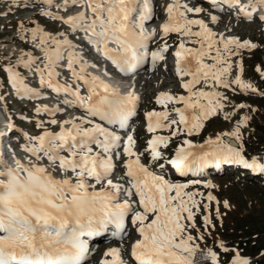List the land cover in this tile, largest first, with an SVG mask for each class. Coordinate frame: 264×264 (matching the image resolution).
<instances>
[{"label": "snow or ice", "instance_id": "6c2138e0", "mask_svg": "<svg viewBox=\"0 0 264 264\" xmlns=\"http://www.w3.org/2000/svg\"><path fill=\"white\" fill-rule=\"evenodd\" d=\"M46 2L50 4L51 0ZM212 2L215 4L216 0ZM223 2L248 20L264 8V0ZM69 4L82 6V10L67 18L50 11L42 14L69 25L74 32H83L95 51L124 76L134 74L149 57L153 65L165 59L164 53L169 50L166 42L156 50L149 49L157 36L155 28H146V23L153 19L151 0H64V7ZM165 11L168 19L160 29L164 37L170 33L181 37L174 56L176 73L182 78L181 87L187 95L159 93L156 103L166 110L146 113L147 131L168 129L170 136L154 134L143 150H137V140L131 132L121 136L115 130L128 128L129 120L136 115L140 97L134 87L122 93L119 86L87 72L89 67L98 65L83 60L71 41L57 39L39 26L30 29L31 39L38 41L36 46L42 56H29L19 63L38 77L41 88L58 96L64 94L63 104L83 109L84 115L58 121L55 116L63 111L59 106L37 107V113L52 117L47 123L58 124L59 131H49L44 128V121H38L36 126L44 130L34 136L25 134L23 158L15 149H11V163L7 154H0V264H83L89 253L86 237L100 235L109 226L115 229L113 236L126 234V219L139 237L131 244L130 255L135 264H193L199 248L196 241L204 239L203 235H192L201 209L197 197L204 194L185 190L189 184L199 185L202 181L177 183L167 179L161 174L166 165L180 176L199 174L209 163L217 168L222 163L237 164L264 173V163L255 157L249 161L242 149L225 143L220 135L208 138L204 144L184 139L171 158L161 150L169 146L172 137L198 134L204 121L224 108L221 101L227 97L219 91L196 89L201 81H210L208 86L212 88L227 89L235 84L244 91H256L241 75L232 80L223 78L233 67L230 57L239 55L230 45L245 49L255 48L256 44L223 34L216 38L204 20L188 18L189 13L203 11L200 7L192 8L174 0ZM211 19L215 21L217 17L213 15ZM258 19L264 22V15ZM192 25H198L200 30L193 31ZM19 26L28 31L22 21ZM185 38L197 47H187ZM207 58L213 63H205ZM238 68L242 73V64ZM62 69L69 72V77L62 78ZM5 70L18 93L40 95L11 65ZM185 76L190 79L183 80ZM168 103L183 104L172 109L178 119L170 118ZM247 120V116L243 117L233 132L223 135L240 139L239 125ZM204 183L214 187L210 180ZM206 200L214 201L216 197L208 192ZM223 203L229 207L227 200ZM208 207V203L203 204L204 209ZM216 211L219 215V208ZM203 223L206 227L211 225L210 215H203ZM220 246L224 247L223 242ZM121 251L119 247L107 249L101 264H126ZM206 257L211 264H219L213 249L206 250ZM228 264L250 261L236 251Z\"/></svg>", "mask_w": 264, "mask_h": 264}, {"label": "rangeland", "instance_id": "374dc122", "mask_svg": "<svg viewBox=\"0 0 264 264\" xmlns=\"http://www.w3.org/2000/svg\"><path fill=\"white\" fill-rule=\"evenodd\" d=\"M55 1H58V4L54 7L44 8V6L36 3L28 4V6H24V3L23 6H18L16 3L21 2L20 0H0V117H7L8 115L14 120L16 128L15 130L12 129L13 133H11L12 136L9 138L13 140L12 142L15 141L18 144V154L20 156L26 155L22 150V146L27 143L25 134L34 136L44 130L36 126L38 121H44V128L53 132L59 131V125L47 123L51 117L46 116L43 112L37 113L35 111L37 107H40L41 103L49 98L51 92L46 91L45 96L41 97L39 95L35 98H29L26 95L22 97L17 96L15 88L9 85L11 82L5 69L11 65L15 71H18L26 78V82L30 87H39L38 77L34 76L23 65H18L17 55L12 50L13 48L24 47L28 51L29 56H41V53L35 47V41L31 39L30 29L35 26H39L44 31H49L53 37L59 38L63 36L61 33L64 34L63 30L66 24L42 13L50 11L54 15L66 18L70 12L81 11L82 6H72L69 4L68 7L64 8L61 0ZM165 2L166 0H159L160 6L157 8L155 16V24L157 22L159 26H161V20L163 19L161 7ZM185 2L190 6H193L192 4L195 3L191 0H185ZM13 3L15 4L13 5ZM49 6L53 5L50 4ZM197 7L206 12L200 18L208 20L207 23H211L213 14L215 16H219L220 14H211L206 10L205 6L198 5ZM4 13H7V15ZM220 16L226 21L223 26H212L213 24L209 26L216 33V38H219L223 34L226 38L237 37L241 42L249 40L256 44L255 48H249L248 50L235 48L239 52V55L230 57L233 67L230 73L226 74L223 78L232 80L236 75H241L242 80L252 84L256 91H252L251 89L247 91L233 90V84L227 89L222 86L212 88L208 86L211 83L210 81H201L196 86V89L202 88L205 91H219L227 97L226 100L221 101L224 104V108L217 110L215 116L204 121V127L198 134L194 133L192 136L181 134L172 137L169 146L166 149L162 147L161 150L166 156L171 158L175 148L182 144L184 139H190L194 144H204L208 138L215 139L216 136L220 135L225 143H230L233 147L242 149L245 158L249 159V161L255 157L258 162L264 163V22L258 20L255 16L252 20L233 18L222 14ZM21 21L23 22L24 29L28 31L20 28L19 22ZM192 29L196 31V28ZM62 38L71 40L75 47L79 45L84 52L83 55L88 59L89 57L93 60L101 59L95 49L87 47L88 45L83 42L79 43V34L75 36L67 35ZM180 38L177 33H170L167 37H164L162 32L158 31L155 40L151 42L152 50L162 47L165 42L169 45V50L164 53V60L156 62L153 70L143 71L144 73L141 76L138 73L139 78L133 85L139 95V91L141 92L139 112L146 114L149 111H165L164 106L156 103V98L161 92H167L173 96L187 95L186 90L181 87L182 78L176 72H173L172 69V64L175 60V45L179 42ZM189 44L192 46L196 45L192 42ZM86 51L89 56L85 54ZM205 62L213 63L210 58H207ZM95 63L98 65V62ZM240 64L243 66L242 73H240L238 68ZM257 68L260 71H257ZM61 71L62 75H64L63 77H69L70 74L66 69ZM112 75L114 74L112 73ZM186 78V76L183 77V80H187ZM60 101L59 99L57 102ZM169 104H173V106L169 107ZM239 104H244L245 107L240 108L238 107ZM59 105L63 109L62 114H64L66 107L60 103ZM168 105L167 110L170 113V118L178 119L177 115L172 112V109L181 107L183 104L181 103L180 106H177L175 103H168ZM74 114L75 117L84 115L83 109L74 111ZM245 116L248 117L247 123L239 125L240 139L234 136L223 135L224 133L233 132L237 124ZM137 123H141L140 116L135 119V125H133L130 132L137 140V150H143L152 134H147L144 127L136 125ZM2 130H5V128L3 127ZM155 135L170 136V130L159 129ZM226 138L232 139L235 144L229 142ZM143 159L146 162L147 157ZM167 167L166 165L162 172L164 175ZM240 167L241 165H238L237 170L233 172L229 170L215 172L214 168H208L206 172H201L197 176L189 175L191 177L188 176L183 181L186 183L192 180H201L202 183L199 185L189 184V188L185 191L198 190L204 194L203 197H197V199L201 200V209L196 216L197 227L192 230L194 237L203 235L204 239L196 241L199 244V248L195 252L193 263L196 262V259H200V255L201 257L206 255V250L211 248L217 252L219 264H228L236 251H239L241 256L248 258L250 264H264V173L258 171L252 177L242 178L237 175ZM155 170L158 171L159 169ZM120 173L121 168L118 167L117 175ZM209 180L214 187L209 188L205 186L204 182ZM208 192H211L216 197V200L207 201L206 196ZM225 200L228 201L229 207H224L223 202ZM217 201H219V204H217ZM204 203L209 204L208 209L203 208ZM217 208H219V215H217ZM204 214L210 215L212 221L211 225L207 227L203 223ZM137 236L136 231L128 230L123 240L109 243L107 248H105L106 245L102 246L103 249L99 247V250L91 255L86 264H101L102 260L106 258L105 252L107 249L113 247L122 248V246L126 245L128 239ZM221 242H223V248L220 246ZM225 248L227 251H225ZM110 258L108 257V259ZM205 262V259H202L198 261V264H205ZM207 262L211 264L210 261Z\"/></svg>", "mask_w": 264, "mask_h": 264}, {"label": "bare ground", "instance_id": "6f19581e", "mask_svg": "<svg viewBox=\"0 0 264 264\" xmlns=\"http://www.w3.org/2000/svg\"><path fill=\"white\" fill-rule=\"evenodd\" d=\"M191 1H193V2H195L194 4H192L193 6H190V7H192V8H196L199 4H202V3H200L199 1H196V0H191ZM172 2H174V0H166V2L162 5V8H161V10H162V17H163V19L161 20V25L164 23V22H166L167 21V19H168V17H167V13H166V11H165V9H166V6H167V4L168 3H172ZM178 2L180 3V4H184V3H186L185 2V0H178ZM243 2H246V0H243ZM62 5H64V0L62 1V3H61ZM204 5V4H203ZM199 6H201V5H199ZM80 12V11H79ZM76 13H78L77 11L76 12H70V13H68V15L67 16H69V15H74V14H76ZM206 12H204V11H201L200 13H189L188 14V18L189 19H201L200 17H202L203 16V14H205ZM213 13V12H212ZM211 13V14H212ZM256 14V17H259L260 15H264V8H260V9H258V11L255 13ZM214 16H215V14H213ZM217 17V20H215V21H213V20H211V23H207V21L206 20H204L205 21V23L208 25V27L210 26V25H212V26H223L224 25V23H226V21L223 19V18H221V16L219 15V16H216ZM67 18V17H66ZM209 22H210V20H209ZM151 23V22H150ZM67 25V24H66ZM69 28H70V26L69 25H67ZM152 27V28H151ZM192 28H196V31H198V30H200L199 29V26L198 25H192L191 26ZM146 28L147 29H153V25L152 24H148V23H146ZM71 29V28H70ZM45 32H47V33H49V31H45ZM50 34V33H49ZM51 35V34H50ZM51 36H53V35H51ZM81 37H82V35H81ZM60 40H64L65 38H59ZM181 39V38H180ZM87 42V41H86ZM86 42L84 43V44H86ZM185 42H186V46L187 47H197V45H194V46H192V45H190L189 43H191V42H189V39L188 38H185ZM37 43H38V41H35V47L37 48V50L41 53V56H42V51H41V49L40 48H38L36 45H37ZM151 44V43H150ZM150 44H149V46H150ZM86 45H88L87 47H89V48H91V49H95L94 48V46L93 45H90V44H86ZM177 47H178V43L175 45V50H174V53H175V51L177 50ZM230 47L232 48V49H234V50H236L235 48H236V46L235 45H230ZM149 49L150 50H152L150 47H149ZM249 48H245V50H248ZM16 55H17V59H18V65H23L22 63H19V61H21V60H27L28 58H29V54H28V51L23 47V48H13V50H12ZM75 51L76 52H78L79 54H80V56L83 58V60H85V61H87L88 62V64L89 65H96L95 63H92L91 61H90V59H88L87 57H85L83 54H84V52H83V50L79 47H75ZM67 53H65V55H66ZM99 56L102 58V56L99 54ZM151 59V58H150ZM66 61V60H65ZM102 62H105V60H104V58H102ZM65 63V62H64ZM206 63V62H205ZM66 64V63H65ZM172 69H173V72H176V58H175V60L173 61V64H172ZM105 69H106V67L104 66V67H102V66H97V67H89L88 69H87V72L88 73H90V74H97V75H99V76H101V77H104L105 79L107 78V79H109V80H111V81H113V78L112 77H114V75H112V74H110V73H108V71H105ZM154 69V66L151 64V63H148V64H146L145 66H144V68H143V71H151V70H153ZM63 70V69H62ZM107 70V69H106ZM68 72V71H67ZM138 73L139 72H136V73H134V75L135 76H137L138 77ZM64 75H62V78H65V77H63ZM188 79H190V77H188V76H186ZM38 86L39 87H35V88H37L40 92H41V87H40V85H39V83H38ZM131 87H134L133 85H131ZM134 89H135V87H134ZM16 91H17V89H15ZM50 92V91H49ZM135 92H136V89H135ZM17 94H20L21 96H25L24 94H22V93H17ZM136 94L138 95V93L136 92ZM46 95V91H44L43 93H41L40 94V96L42 97V96H45ZM48 95H49V93H48ZM139 96V95H138ZM61 97H64V94H61V96L59 97L58 96V98L54 95V93L51 91V93H50V95H49V98H47L46 100H45V102H43V103H41V105H40V107H43V106H45V105H47V106H49V107H55V106H59L60 107V105H59V103L61 104V102H57ZM40 98V97H39ZM56 98L58 99L57 101H56ZM62 101V106L64 105L63 104V99L61 100ZM181 104V103H180ZM180 104H177V105H179L180 106ZM39 105V104H38ZM65 106V105H64ZM169 107H172L173 106V104H169L168 105ZM66 107V112L64 113V114H62V111L61 112H59V113H57L56 114V116H55V118L58 120V121H61V120H64V119H68V118H71V117H75V114H74V111H76V109H78V108H72V107H67V106H65ZM181 107H183V106H181ZM189 111H191V110H189ZM44 113V112H43ZM46 116H48V117H51L49 114H47V113H44ZM145 117H146V115H145ZM52 118V117H51ZM4 120H6V121H8V122H10V120H9V118H7V117H5V116H1L0 117V130L2 131V134H3V132H4V130H2V128L4 127V125L5 124H7L8 122H4ZM146 128H147V125H146ZM158 131V130H157ZM154 134H157V132L156 133H152V135H154ZM8 140H11L10 138H8ZM9 142V141H8ZM10 143V142H9ZM0 148H2V145H1V147ZM7 152L8 153H10V155H11V147L9 146V149H8V147L6 148V154H7ZM16 152V154L17 155H19L18 154V147H17V151H15ZM12 158V157H11ZM146 162H147V160H146ZM155 170V169H154ZM157 171V170H156ZM175 176V175H174ZM184 177H182L181 179H173V180H175L174 182H177V183H184L183 181H184V179H183ZM179 180V181H178ZM121 236H123V235H121ZM120 237V236H119ZM117 238V237H116ZM121 248V247H120ZM97 250V249H96ZM205 264H209L207 261L205 262Z\"/></svg>", "mask_w": 264, "mask_h": 264}, {"label": "water", "instance_id": "95a60500", "mask_svg": "<svg viewBox=\"0 0 264 264\" xmlns=\"http://www.w3.org/2000/svg\"><path fill=\"white\" fill-rule=\"evenodd\" d=\"M230 142L235 144V142H234L233 140H230ZM236 145H237V144H236Z\"/></svg>", "mask_w": 264, "mask_h": 264}]
</instances>
